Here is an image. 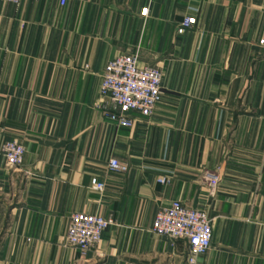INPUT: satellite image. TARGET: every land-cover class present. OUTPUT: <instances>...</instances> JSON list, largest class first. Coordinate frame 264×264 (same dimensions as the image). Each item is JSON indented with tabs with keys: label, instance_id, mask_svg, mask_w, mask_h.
Returning a JSON list of instances; mask_svg holds the SVG:
<instances>
[{
	"label": "crops",
	"instance_id": "crops-1",
	"mask_svg": "<svg viewBox=\"0 0 264 264\" xmlns=\"http://www.w3.org/2000/svg\"><path fill=\"white\" fill-rule=\"evenodd\" d=\"M263 25L264 0L0 2V264H186V242L152 231L173 201L211 220L197 264H264ZM124 54L162 70L161 101L133 127L100 93ZM7 141L25 147L20 167ZM80 212L113 221L86 257L66 244Z\"/></svg>",
	"mask_w": 264,
	"mask_h": 264
},
{
	"label": "built area",
	"instance_id": "built-area-1",
	"mask_svg": "<svg viewBox=\"0 0 264 264\" xmlns=\"http://www.w3.org/2000/svg\"><path fill=\"white\" fill-rule=\"evenodd\" d=\"M18 3L20 0H0ZM85 2L86 0H76ZM67 0H59L65 5ZM148 7L141 10V16L148 15ZM197 23L195 16L186 17L178 28L182 33ZM264 35V25H263ZM264 44V38L260 39ZM162 70L158 65H141L136 55H119L105 66L100 93L105 101L106 116L110 121L123 127H133L131 114L138 112L142 117H150L162 99ZM9 168L20 167L24 161L25 147L17 141H7L1 149ZM112 171L125 174L127 164L116 158L109 160ZM212 194L216 193L221 181V167L204 173ZM160 183H167L160 178ZM93 187L102 191L104 184L92 181ZM113 223L101 215L74 213L66 235V244L80 251L83 257L97 248L103 232ZM153 233L172 241L183 240L187 244L186 264H197L199 257L211 247L213 229L208 214L200 209L191 208L180 201H173L161 209L153 223Z\"/></svg>",
	"mask_w": 264,
	"mask_h": 264
}]
</instances>
